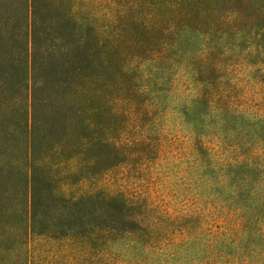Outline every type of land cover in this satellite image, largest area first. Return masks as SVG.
<instances>
[{
	"label": "trees",
	"instance_id": "obj_1",
	"mask_svg": "<svg viewBox=\"0 0 264 264\" xmlns=\"http://www.w3.org/2000/svg\"><path fill=\"white\" fill-rule=\"evenodd\" d=\"M188 1L0 0V264H264V0Z\"/></svg>",
	"mask_w": 264,
	"mask_h": 264
},
{
	"label": "rangeland",
	"instance_id": "obj_2",
	"mask_svg": "<svg viewBox=\"0 0 264 264\" xmlns=\"http://www.w3.org/2000/svg\"><path fill=\"white\" fill-rule=\"evenodd\" d=\"M133 2H138L140 0H130ZM214 0H189L188 6H190V9L196 10L201 9L202 11H207V8L210 3H212ZM263 68V66H260ZM240 74V73H239ZM240 77H243L242 75H239ZM242 83V82H241ZM242 95L244 99H251L258 100L262 97L260 88L257 87V85H254L253 88L250 85H244L242 90ZM117 100V104H118ZM134 133V131H132ZM136 137V136H134ZM149 180H142L138 181L134 184V188L137 190L140 189H146L149 192V199L150 201L156 205V207L161 208V210H169L174 212L175 210H182L181 206L183 204L184 199H181L179 201L175 200L173 198V195H168L165 193V188L158 182L154 186H151L148 184ZM0 193V208L4 207L6 210H16L17 209V195L13 190H7V191H1ZM20 206V204H19Z\"/></svg>",
	"mask_w": 264,
	"mask_h": 264
}]
</instances>
